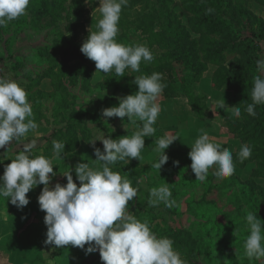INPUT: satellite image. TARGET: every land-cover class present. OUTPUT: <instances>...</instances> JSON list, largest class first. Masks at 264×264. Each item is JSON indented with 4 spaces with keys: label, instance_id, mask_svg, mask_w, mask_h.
Masks as SVG:
<instances>
[{
    "label": "rangeland",
    "instance_id": "374dc122",
    "mask_svg": "<svg viewBox=\"0 0 264 264\" xmlns=\"http://www.w3.org/2000/svg\"><path fill=\"white\" fill-rule=\"evenodd\" d=\"M182 3V0H175L170 4L169 9L174 10L185 29L190 32L188 18L191 13L183 7ZM84 4L87 11L86 17L89 18L86 26L88 29L91 27L93 29L92 21L100 14L98 10L94 12V9L100 6L99 0H95V3L84 0ZM224 5L227 11L235 13L237 21L255 28H263L264 32V24L255 22L254 19V17L264 19V4L255 0H225ZM239 6H242L244 11H238ZM33 7V0H30L25 15L9 22L6 27H0V78L15 80L25 88L38 125L36 130L30 131L20 141H12V147L7 152L13 153L15 150L13 147L16 148L17 145L23 150V144L29 143L32 139L37 141L32 154L47 148L50 141L46 138L53 133L54 129L66 132L69 118L77 113L81 105L85 107L83 122L79 124L84 126L86 136L88 135L91 141L101 134L116 139L114 132L117 130L124 132V134L120 133V136L132 135L137 127L128 123L127 117L122 119L102 116L104 108L118 106V97L127 96V93L122 90L114 92V85L119 78V76L113 77L114 71L105 74L96 72L95 69L96 73L92 82L95 80L96 83H92L89 88L84 86L81 75H76L75 82L71 83L72 79L61 73L62 76L56 81L63 86L54 87L55 79L47 74L59 72L56 63L60 58L55 52L54 41L58 38V31L65 22L63 19L65 11L56 7L43 24H38L35 15L38 7H35L36 10ZM214 14L217 15L216 12ZM191 35L192 39L199 37L193 32ZM213 36L219 38V35ZM130 39L135 45L147 46L155 56H160L164 51L157 45L150 46L141 32L131 30ZM256 46L260 49L255 50L253 55L257 60H264V36L256 41ZM195 54L193 51H187V55L192 60H195ZM226 56L230 59L234 55L227 53ZM216 68V65L211 64L202 79L193 84L194 92L203 97L202 103L205 104L206 117L196 116L188 102L191 111L188 122L184 119L187 125L177 132L180 135L177 140L183 139L184 144L179 143L176 148L169 146L165 150L169 159L160 172L151 166L161 155L155 151L156 147L145 144L141 151L142 159H131L138 163L141 175L136 183L139 188L137 197L129 204L130 207L127 206L126 211L131 215L142 214V217L152 220L151 231L158 238L171 239L175 250L180 253L185 264H264V261L250 260L244 254V242L249 235L246 227L247 213L253 212L264 219V201L259 200L260 203L257 204L254 188L249 184L253 168L256 166L255 162L248 163L243 168L235 166L234 173L227 178L215 176L211 177L213 180H210L208 175L215 171V168L210 169L204 182L196 180L191 169L192 161L188 155L191 151L190 145L201 135L202 129L208 133L213 142L220 144L221 148L229 149L232 154L239 152L243 145L241 140L234 137L224 125L225 120L237 118L232 114V107L226 104L232 95L231 92L213 87L212 76ZM127 72L130 74L129 69ZM220 101H225V110L217 107ZM158 126L161 128L159 123ZM80 131L79 129L80 145L76 151L63 158L55 156L51 159L54 171L57 172L51 184L64 177L62 172L75 169L80 162H88L94 168L100 167L94 161L96 156L93 144L86 140ZM55 140L59 139L55 138ZM95 146L103 151L102 141L97 140ZM176 161H179V164H176ZM116 164L111 166L112 170L120 173ZM211 181L220 184L217 191L209 189ZM255 183L264 187V177L255 178ZM165 184L172 192L171 199L175 201L173 207H166L163 203L150 206L148 203L150 189ZM38 197L39 195L36 194V199ZM190 207L196 208L197 211L191 212ZM72 248L76 253V261H73V264H103L99 251L86 254L85 250L79 247L72 246Z\"/></svg>",
    "mask_w": 264,
    "mask_h": 264
},
{
    "label": "clouds",
    "instance_id": "9594fccd",
    "mask_svg": "<svg viewBox=\"0 0 264 264\" xmlns=\"http://www.w3.org/2000/svg\"><path fill=\"white\" fill-rule=\"evenodd\" d=\"M90 2L95 3V0ZM29 4L30 0H0V27H6L9 22L25 15ZM127 4L128 0H99L100 6L94 9V12L99 11L100 18L96 30L89 29L90 34L83 42L81 52L95 62L96 72L108 74L114 71L115 77H123L126 69L130 70V74L140 72L142 61L150 63L154 60L147 46L125 45L116 39L122 7ZM212 11L208 9V12ZM256 63L257 71L264 73V60H257ZM161 81L162 74L158 72L135 76L133 83L138 85V90L118 97V106L102 110L105 118L127 117L137 130L133 135L119 139L101 134L91 141L96 156L94 161L100 167L94 168L88 162L78 163L75 173L80 186L74 180L72 170L62 172L67 179L66 184L56 182L52 186L51 181L57 172L49 158L32 154L37 143L35 139L23 144V150L5 165L0 176V197L7 198L18 208L23 209L29 204L27 194L30 190L41 184L44 186L38 203L40 209L46 212V245L79 247L86 254L99 251L103 264H185L171 239L158 238L147 222L126 211L128 203L137 197L139 188L133 187L127 178H122L111 167L117 161L142 159L145 138L154 136L156 132L154 124L161 111L157 100L166 87ZM251 100L245 111L256 116L255 106L264 104V78L261 75L254 78ZM217 107L225 110V101H220ZM231 111L236 118L241 116L239 107H232ZM37 127L25 88L15 80L0 78V149L10 146L12 141H20ZM179 137V134L166 133L156 140L155 151L161 155L152 167L160 172L169 159L165 150ZM97 140L103 142V151L95 147ZM52 143L54 156L60 157L65 152L66 143L56 140ZM190 147L188 155L196 180L204 182L212 168H215L217 178H227L234 173L232 152L213 142L203 129ZM251 154V147L243 144L237 156L243 163ZM175 163L179 164V161ZM171 197L167 184L153 187L148 203L150 206L163 203L171 208L175 204ZM246 227L249 235L244 242V254L250 260L264 261V219L248 212Z\"/></svg>",
    "mask_w": 264,
    "mask_h": 264
},
{
    "label": "trees",
    "instance_id": "16d2710c",
    "mask_svg": "<svg viewBox=\"0 0 264 264\" xmlns=\"http://www.w3.org/2000/svg\"><path fill=\"white\" fill-rule=\"evenodd\" d=\"M174 1L128 0L127 6L122 7L117 41L125 45H135L130 39V31L135 30L141 32L150 46L157 45L164 51L160 56L153 54L154 60L150 63L142 61L140 72L128 74V69H126L125 76L117 78L114 92L122 90L127 95L133 94L138 90V85L133 83L135 76L151 75L153 72H158L162 74L161 82L166 85L162 92L163 96L165 98H176L185 95L196 116L204 118L206 114L204 113L205 104L202 103L203 97L194 92L193 84L202 79L211 64L216 65L217 68L212 76L213 87L217 90L226 89L230 91L232 95L226 104L241 109L239 118L236 120L227 119L224 125L234 137L239 138L243 144L249 145L252 149L250 158L243 163L238 159V152L233 153L234 164L243 168L248 163L255 162L256 166L253 168L252 179L249 184L254 188L253 192L258 198H255L258 204L260 203L259 200L264 201V187L255 183V178L264 177V104L255 106L256 116L249 115L245 109L248 104L252 103L251 92L254 86V78L257 75L264 78V73L257 71V58L253 55L255 50L259 51L260 49L256 46V41L263 38V28H255L242 21H237L235 13L224 8L225 0H182L183 7L191 13L188 18L189 26L187 25L190 28L189 32L176 16L174 10L169 9L170 4ZM255 1L264 4V0ZM33 5L35 10V7H38L35 12L38 24H43L48 15H52L56 7H60L65 11L63 15L65 22L58 31V38L54 41L55 52L60 58L59 62L56 63L60 73L47 74L55 79L54 87L60 88L61 84L59 85L56 79L61 77L60 74L63 73L72 79L71 83L75 82L76 75H81L84 86L89 88L92 84L96 66L94 61L81 52V46L90 34L86 26L89 18L86 17L87 11L84 0H33ZM208 9L213 11L208 12ZM237 9L238 11H244L242 6ZM99 18L100 14L98 18L92 21L93 31L96 30V23ZM254 19L255 22L264 24V19L259 17H254ZM173 23L176 24L173 25ZM192 32L198 34L199 37L192 39ZM213 35H219V38ZM189 45L192 47H188ZM188 50L196 53L195 60L187 55ZM227 53L234 56L228 59ZM73 62L74 64H72ZM113 77H115V73ZM84 107L81 105L77 113L69 118L66 132L54 129L53 133L46 138L50 141V145L33 155H43L50 160L55 157L52 143L55 138L66 143L65 152L60 156L61 158L76 151L80 145L79 129L85 139L91 142L88 135L86 136L87 132L84 130V126L79 124L83 122ZM127 122L130 123L128 120ZM154 127L156 129L155 135L145 138V144L151 147H156V140L165 135L157 122ZM122 132L121 130L114 132L115 138L119 139ZM133 134L134 132H132ZM19 152L16 151L15 156ZM9 163H11L10 159H3L0 162L1 176L4 173L5 165ZM116 167H119L118 171L121 173L119 174L122 178H127L133 187H137V179L141 175L138 163L133 160L129 162L126 159L125 161H119ZM72 175L77 185L80 186L81 182L76 176L75 169L72 170ZM208 177L213 180L211 177H215L214 171ZM57 182L66 184L67 179L64 176ZM54 185L52 186L54 187ZM43 187L41 184L34 188L38 195H40ZM219 187L218 182H209V189L217 191ZM241 190L245 191L244 188H241ZM28 197L30 198V204L33 199L30 196ZM131 203L132 201L127 206L130 207L129 204ZM6 204L11 214L16 217L26 213L29 207L28 204L20 209L13 205L10 200L8 201L7 198ZM190 211L196 212L197 209L190 207ZM141 215L137 213L133 216L137 219L140 218V221L147 222L150 226L152 220Z\"/></svg>",
    "mask_w": 264,
    "mask_h": 264
},
{
    "label": "crops",
    "instance_id": "0c3cea01",
    "mask_svg": "<svg viewBox=\"0 0 264 264\" xmlns=\"http://www.w3.org/2000/svg\"><path fill=\"white\" fill-rule=\"evenodd\" d=\"M92 83H96L95 80ZM157 103L161 111L156 122L165 134H177L181 127L187 125L191 110L185 96L165 98L161 94ZM179 143L184 144L183 139L174 141L170 146L176 148ZM11 147L12 145H5L0 149V158L11 160L15 158L16 151H22L17 145L16 148L13 147V153L7 152ZM36 194L34 188L27 194L34 200L29 204L27 212L20 217L13 216L7 207L6 198L0 197V264H73L76 253L72 246L56 248L44 243L47 238V225L44 222L46 212L40 209Z\"/></svg>",
    "mask_w": 264,
    "mask_h": 264
}]
</instances>
